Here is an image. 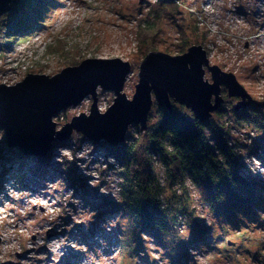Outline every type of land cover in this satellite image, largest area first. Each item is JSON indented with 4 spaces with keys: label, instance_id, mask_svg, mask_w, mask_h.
<instances>
[{
    "label": "rangeland",
    "instance_id": "rangeland-1",
    "mask_svg": "<svg viewBox=\"0 0 264 264\" xmlns=\"http://www.w3.org/2000/svg\"><path fill=\"white\" fill-rule=\"evenodd\" d=\"M19 1L11 0L0 17V84L15 85L29 73L52 76L90 57H119L131 66L123 86L131 98L148 51L177 55L201 44L208 62L233 72L253 99L264 101V0H48L34 25L19 24L27 17L24 7L30 9ZM149 16L158 21L152 48L138 31ZM205 78L211 81L207 68ZM96 89L103 112L115 93ZM223 94L226 101L211 118L235 148L242 176L264 195V175L246 163L247 156L264 167V108L251 115L262 117V127L236 122L234 101ZM92 101L87 95L60 110L56 128L89 114ZM160 113L153 97L149 126ZM138 130L129 125L115 146L73 130L68 139L53 141L45 157H35L7 146L0 127V264H264V227L245 218L238 226L220 223L195 187L167 179L156 155L152 171L164 186L161 195L170 193L160 200L169 230L151 225L136 231L121 195V171L123 145Z\"/></svg>",
    "mask_w": 264,
    "mask_h": 264
},
{
    "label": "water",
    "instance_id": "water-1",
    "mask_svg": "<svg viewBox=\"0 0 264 264\" xmlns=\"http://www.w3.org/2000/svg\"><path fill=\"white\" fill-rule=\"evenodd\" d=\"M11 0H0L1 14L10 10ZM205 68L211 81L205 78ZM131 66L119 57L86 58L68 65L55 75L29 73L15 85L0 84V127L6 144L19 148L23 155L45 157L53 141L68 139L72 131L91 141L105 140L112 146L124 142L129 125L146 131L153 97L160 107L173 110V102L192 111L200 121L211 118L220 108L222 85L230 96L250 102V95L235 74L208 62L201 44L190 45L177 55L150 50L139 63V80L128 98L123 91ZM97 87L114 91L113 103L101 112L97 107ZM90 95L89 114L81 112L56 128L55 114ZM264 108V101L255 100ZM47 237L51 236L49 230ZM228 244L236 242L228 239Z\"/></svg>",
    "mask_w": 264,
    "mask_h": 264
},
{
    "label": "trees",
    "instance_id": "trees-1",
    "mask_svg": "<svg viewBox=\"0 0 264 264\" xmlns=\"http://www.w3.org/2000/svg\"><path fill=\"white\" fill-rule=\"evenodd\" d=\"M22 1L30 9L24 7L27 17L20 19L19 24L23 21L29 25L40 24L38 21L48 0L19 2ZM151 19L149 16L138 30L148 46L158 26L157 17ZM172 107V111L160 107L158 121L147 125L146 131L139 127L137 137L123 145L121 195L136 231L151 225L169 230L170 220L159 199L164 186L152 171L153 155L160 158L170 181L184 186V181L191 178L201 200L220 223L238 226L245 218L264 227V195L257 191L254 182L242 176L237 152L225 137L224 129L213 118L200 121L187 107ZM257 110L238 113L233 109L232 113L236 122L247 121L262 127L258 123L262 117L255 120L251 116L257 115Z\"/></svg>",
    "mask_w": 264,
    "mask_h": 264
},
{
    "label": "clouds",
    "instance_id": "clouds-1",
    "mask_svg": "<svg viewBox=\"0 0 264 264\" xmlns=\"http://www.w3.org/2000/svg\"><path fill=\"white\" fill-rule=\"evenodd\" d=\"M170 150H171V149L169 148V151H170ZM63 154H64V155H67V153H63ZM241 154L246 156V154L243 153V152H241ZM246 163H249V167L252 169L253 172H256V170L259 169V172L261 173V175H264V167H261V166L259 165L258 162H255V158H251V160H249V158H247V156H246ZM184 185H185V187H187L189 190H191L193 187H195V185H194V183H193V181L191 180L190 177L187 178V179L184 181ZM178 194H182V193H178ZM113 195H114V196H117V198H119L117 193H114ZM169 196H170V193L165 192V194H164L163 196L159 197V199H161L162 201H164L165 198H167V197H169ZM162 207H167V205H166V204H162ZM180 235H181L182 237H184V233H183V230H182V229L180 230ZM184 238H186V237H184ZM102 243H103V241H102ZM157 259H158V257H157ZM84 264H88V261L86 260V261L84 262Z\"/></svg>",
    "mask_w": 264,
    "mask_h": 264
},
{
    "label": "flooded vegetation",
    "instance_id": "flooded-vegetation-1",
    "mask_svg": "<svg viewBox=\"0 0 264 264\" xmlns=\"http://www.w3.org/2000/svg\"><path fill=\"white\" fill-rule=\"evenodd\" d=\"M226 91V94L234 101V111L235 112H244L246 110H254L255 108H259V109H262L263 107L259 106L258 104H256L255 102V99L252 98V96H250V102L248 103H243L241 97L239 96H230L228 93H227V88L222 85L221 87V90H220V94L221 96H223V100H222V103H224L226 101V96L225 94H223L224 92ZM222 103H221V106H222Z\"/></svg>",
    "mask_w": 264,
    "mask_h": 264
}]
</instances>
